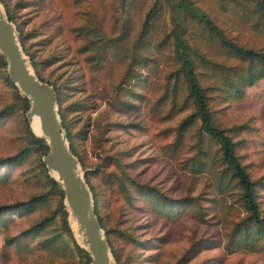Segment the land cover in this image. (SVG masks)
Listing matches in <instances>:
<instances>
[{
	"label": "rangeland",
	"instance_id": "rangeland-1",
	"mask_svg": "<svg viewBox=\"0 0 264 264\" xmlns=\"http://www.w3.org/2000/svg\"><path fill=\"white\" fill-rule=\"evenodd\" d=\"M187 1L195 11L173 0H0L28 66L56 89L110 264H264V227L248 218L218 143L203 133L199 142L197 118L183 124L194 104L180 65L185 50L264 217V63L245 52L264 53V0ZM5 74L0 55V207L10 216L0 245L28 231L0 264H83L84 237L40 167L44 155ZM112 172L127 187L152 188L151 200L130 189L126 201L104 176ZM182 197L192 200H170Z\"/></svg>",
	"mask_w": 264,
	"mask_h": 264
},
{
	"label": "water",
	"instance_id": "water-1",
	"mask_svg": "<svg viewBox=\"0 0 264 264\" xmlns=\"http://www.w3.org/2000/svg\"><path fill=\"white\" fill-rule=\"evenodd\" d=\"M0 55L6 62V74L12 85L28 102L25 117L37 120L38 133L47 151L42 157L45 169L60 186L68 216L81 228L89 256L88 264H110V252L99 222L94 214L92 197L76 157L70 152L57 114L55 92L40 81L21 52L15 26L6 18L0 4ZM53 173L54 175H52Z\"/></svg>",
	"mask_w": 264,
	"mask_h": 264
},
{
	"label": "trees",
	"instance_id": "trees-1",
	"mask_svg": "<svg viewBox=\"0 0 264 264\" xmlns=\"http://www.w3.org/2000/svg\"><path fill=\"white\" fill-rule=\"evenodd\" d=\"M173 2L177 5V7H182L183 5H185L190 10L195 11V8H193L192 3L187 1V0H173ZM7 16H8V19H10V20L13 19V15L8 10H7ZM17 31H18V29H17ZM19 34H20V32H19ZM245 52H246V54H248L250 56L251 55H257L259 57V59H261L264 63V53H257V52H253L251 50H246ZM1 64H2V66H4L3 62H1ZM180 65L182 68H184L185 76H186V82H187L188 95L193 100V104H194L193 113L190 114L189 117L185 118L186 120L184 121L183 124H187V120H189L190 118H197L199 121V127H198V132H197V134L199 136L198 138L200 139L199 142L201 141V138H202L201 133H203L208 138H210V139H212L218 143V145H219V148H218L219 159H220L221 164L224 167L223 171L230 172L231 176L235 179L236 184L240 188L242 204H243V207H244L246 213L248 214V218L250 220H252L253 222H255L256 224H260L264 227V217L259 216L257 203L254 199L253 182H251L249 180L248 175H247L244 167L239 162V157L234 152V142L232 141L231 137L223 129H220L217 126L212 124L210 113L208 110V105H207V98L205 97V95L203 93V89L196 79L192 63H191V61H190L185 50L182 52V58L180 60ZM4 79H5L6 83L8 84V86L12 90H16V87L11 84V82L7 78L6 74L4 76ZM252 83H253V78L249 77L247 79V83L244 85V88L251 86ZM53 90L55 92L56 101H57L58 96H57L56 89L53 88ZM16 97L19 101L22 102V104H23L22 108H23V111L25 112V110H27L26 99H24L23 97H21L19 95H16ZM183 124L180 125V128L183 126ZM178 132H179V130H175V133L178 134ZM30 135L36 141V144L40 146L41 156L44 155L46 150H47L45 143H44V140L40 139V138H35L33 136V134H31V133H30ZM68 136L69 135H67V139L69 138ZM199 150L200 149L198 146L197 150L195 151V153L192 156H195L196 154H198ZM39 164H40L41 169L46 173L44 164L41 161H39ZM93 173H95V171H93ZM110 174L114 175L113 172L104 175V176H107V180L109 182V185L112 187V183L116 184L117 185L116 189L122 193V195L126 199V201L131 202L132 199L133 200L135 199V197H133L132 193H129L130 189H132L133 192L138 194L136 199H138L140 197H144V198L148 197L149 198V196L152 195L153 189L152 188H145V185L143 183L130 181L131 186L127 187L123 183L124 179L126 178L123 173L121 175L116 174V176L114 175V177H113V175H110ZM102 177H103V173H102ZM48 180L52 185L57 186V183L54 180H52L50 177H48ZM103 181L106 182V179L103 178ZM149 200H151V199L149 198ZM170 200H171V202L177 201V202H180L182 204H186V203H189L190 200H192V199L182 197L179 200L171 199V198H170ZM97 202H98V200L95 197L93 210H94L95 215H97L96 217H97V220L99 222V225L102 226V224H101L102 221L98 215V210L96 209ZM155 203H157V200L155 201ZM9 218H10L9 214L6 213V211L3 209V207H0V228H4L5 223L8 222ZM27 231L28 230L21 232L19 234L20 235L19 237L10 236V235H5L3 237L2 241H1V245H0L1 246L0 247L1 259H4V258L7 259L6 256L8 254L9 248H18L19 247L18 242H19V240H21L25 236V234H26L25 232H27ZM76 248L81 253V256L83 259V264H87L88 259H89L87 256V253L83 249H81L77 246H76Z\"/></svg>",
	"mask_w": 264,
	"mask_h": 264
},
{
	"label": "bare ground",
	"instance_id": "bare-ground-1",
	"mask_svg": "<svg viewBox=\"0 0 264 264\" xmlns=\"http://www.w3.org/2000/svg\"><path fill=\"white\" fill-rule=\"evenodd\" d=\"M29 125H30V128L32 130H34L36 133H38L37 120L35 117L31 118ZM51 174L54 175L53 173H51ZM70 220H72L73 223L75 222L78 225V223L74 219H72V217L69 216V224H70ZM70 227H71V224H70ZM78 227H79V225H78ZM79 231L82 233V231L80 230V227H79Z\"/></svg>",
	"mask_w": 264,
	"mask_h": 264
}]
</instances>
